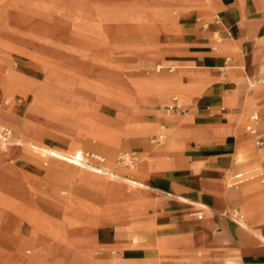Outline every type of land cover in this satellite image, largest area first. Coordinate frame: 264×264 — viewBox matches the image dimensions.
I'll list each match as a JSON object with an SVG mask.
<instances>
[{
	"label": "crops",
	"instance_id": "1",
	"mask_svg": "<svg viewBox=\"0 0 264 264\" xmlns=\"http://www.w3.org/2000/svg\"><path fill=\"white\" fill-rule=\"evenodd\" d=\"M171 8L178 9L179 14L172 15ZM148 9L146 22L135 26L143 31L156 28V35L154 41L146 43L147 52L134 66L147 69L158 64L156 69L162 68L157 71H166L133 80L131 85L144 105L160 103L171 93L179 92L183 98L180 101L187 110L167 113L163 108L166 104L157 108L156 120L169 130V142L159 148L150 161L137 164L128 171V176H121L143 183L145 207L123 213L129 217L131 228L112 224L110 228L98 229L95 239L100 251L109 256V251L115 248L123 251V257L117 260H142L149 248L134 234L143 225L159 224L168 226L175 236L161 239L157 247L163 256H176L177 264H200L202 253L206 257L220 256L224 264H264V161L241 172L250 177L239 184L252 182L232 190L224 186L227 172L239 167L241 159L237 157L240 154L248 163L260 157L259 150L264 148L255 145L258 150L255 151L251 134L246 131V126L245 131L243 129L244 121H249L247 113L251 104L264 115V85H261L264 80L261 83L254 80L264 72V0H158V3L154 0ZM5 31L2 35L9 38ZM6 60L1 58V63L5 65ZM54 70L50 65V76L61 74ZM26 75L23 73L18 79L24 85L29 81V89L19 97L22 105L28 107L29 95L41 79ZM21 109H13L16 121L6 119L21 132L20 138H13L20 148H14L13 156L11 151H0L1 235H6V225H16L21 218L16 216V204L21 201L18 195H14L13 215L4 216L1 212L10 207L6 202L10 201L11 188L20 194L26 190L29 177L42 175L45 171L24 169V157L28 154L21 148L36 151L41 157L54 156L43 148L84 155L81 149H63L55 142L51 144L32 135L27 110L22 115ZM135 112L133 121L138 124L139 133L153 131L154 126L145 121L146 111L138 106ZM260 128L264 131V119ZM165 143L166 137L164 143L158 144ZM14 159L20 167H11ZM84 171H89L93 178L87 185L103 194L109 207L115 209L117 199L126 190L125 184L109 176L91 173L86 168ZM166 192L173 198H167ZM252 196V200H247ZM157 205L165 206L169 211L147 213ZM33 224L40 237H35L31 246L46 238L45 224L38 221ZM135 239L141 245L134 244ZM91 255L93 259L97 258L94 253ZM0 261L34 264L23 254L21 247L12 254H0Z\"/></svg>",
	"mask_w": 264,
	"mask_h": 264
},
{
	"label": "rangeland",
	"instance_id": "2",
	"mask_svg": "<svg viewBox=\"0 0 264 264\" xmlns=\"http://www.w3.org/2000/svg\"><path fill=\"white\" fill-rule=\"evenodd\" d=\"M153 1L0 0V29L3 28L0 30V122L13 130V138H20L21 132L6 119L16 121L13 109L22 107L20 113L23 115L27 110L32 135L49 143L55 142L63 149H81L84 160L80 162L100 169L108 168L120 176H128V171L136 168L137 164L150 161L159 148L166 146L169 130L157 122V108L172 103L174 96L183 100L182 95L173 92L160 103L144 105L131 85L133 80L166 71H157L158 64L147 69L134 66L147 52L146 43L155 39L156 28L143 31L135 26L146 22L145 13ZM169 12L175 16L179 14L176 8ZM4 31L9 38L2 35ZM3 57L7 59L5 65L1 63ZM50 65L61 74L50 76ZM23 73L41 79L29 95L28 107L22 105L19 97L29 89V81L24 85L18 79ZM254 80L261 83L264 72ZM130 85L131 90H128ZM253 105L247 117L255 108L259 109ZM138 106L146 111L145 121L154 126L153 131L139 133L138 124L133 121ZM246 124L247 120L243 124L244 131ZM260 131L264 134L261 128ZM157 134L166 137L164 145L153 141ZM250 140L253 149L258 151L252 136ZM3 146L0 144L1 148ZM6 146L0 151H11V156L14 148H20L14 141ZM21 149L28 154L24 157V169L45 171L42 175L29 177L24 192L19 194L11 188L12 192L8 194L10 201L6 202L10 207L1 212L4 216L13 215L17 206L16 216L21 218L18 224L5 226L6 235L0 234V254H12L21 247L23 254L34 264L178 263L176 256H163L157 247L161 239L175 236L168 226L159 224L143 225L134 234L149 248L142 260L116 261L123 257V251L115 248L109 251V256H104L95 239L97 230L110 228L112 224L131 228L129 217L123 213L142 209L145 205L131 207L117 201L115 209L110 208L106 197L87 185L93 178L89 171L85 173L82 166ZM263 149L259 150L260 157L255 161L247 163L241 154L237 157L241 162L238 168L227 172L224 179L226 189L232 190L252 182L249 180L232 188L227 185L232 175L260 165L264 161ZM92 154L101 159L92 157ZM126 154L130 157L121 159ZM10 165L20 167L15 159ZM249 177V174H244L243 178ZM257 183L262 186L259 181ZM14 195L21 198L16 206ZM165 196L173 198L167 192ZM156 211L169 209L157 205L147 213ZM233 212L237 214L236 209ZM35 221L45 224L43 232L46 238L31 246L30 242L40 237L35 233ZM133 242L141 245L137 239ZM92 253L96 259L92 258ZM199 259L200 264H224L220 256L206 257L202 253ZM0 264L4 263L0 261Z\"/></svg>",
	"mask_w": 264,
	"mask_h": 264
},
{
	"label": "built area",
	"instance_id": "3",
	"mask_svg": "<svg viewBox=\"0 0 264 264\" xmlns=\"http://www.w3.org/2000/svg\"><path fill=\"white\" fill-rule=\"evenodd\" d=\"M164 110L168 112H185L187 110L186 106L181 103L179 100L178 96H175L173 98L172 103L166 104L164 106ZM262 119V114L258 109H254L251 115L249 116V121L246 125V131L251 134V136L254 139V143L257 147H264V134L260 131L259 124ZM13 137V130L10 129L8 126H5L3 124H0V144L2 143H7L11 138ZM154 142L156 143H164L165 142V136L163 135H156L155 138L153 139ZM88 156L90 154H87ZM92 157H96L98 159H101L100 156H96L95 154L91 155ZM130 156L129 155H123L121 156V159H128ZM82 161L84 160V155L79 158ZM244 173H237L234 174L230 179H229V186H235L241 182H243L245 179ZM264 182V178L262 180Z\"/></svg>",
	"mask_w": 264,
	"mask_h": 264
},
{
	"label": "bare ground",
	"instance_id": "4",
	"mask_svg": "<svg viewBox=\"0 0 264 264\" xmlns=\"http://www.w3.org/2000/svg\"><path fill=\"white\" fill-rule=\"evenodd\" d=\"M0 30H3V28H1ZM161 68L162 67L159 66L157 68V70H161ZM8 110H10V109H8ZM12 141H14L13 137L7 143H5V142L2 143V144H4V146L2 148L6 149L7 148L6 144L11 143ZM43 150L48 152L49 154L54 155V156L61 157L64 160H67V161H69L71 163H75L77 165H80V166L86 168L87 170H90L91 172H93L96 175L109 176L113 180L116 179V180L121 181L123 184H125L126 190L117 199L118 201H121V202H123V203H125L127 205H130L131 207L132 206L134 207V206L145 205L146 204V197L143 194L144 185L139 180H137L135 178L129 179V178H126V177H121L115 171H112V170H110L108 168L100 169V168L92 167L90 165H86L85 163L80 162L81 159H79V158H81L82 156L80 154H77V153L69 155V154H65V153L59 152V151H57L55 149H44L43 148ZM73 151H75V150H73ZM116 261H118V260H116Z\"/></svg>",
	"mask_w": 264,
	"mask_h": 264
}]
</instances>
